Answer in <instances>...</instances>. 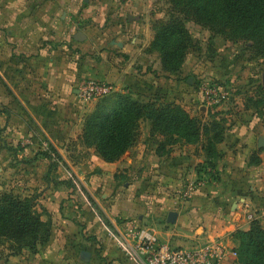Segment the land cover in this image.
<instances>
[{
  "label": "crops",
  "instance_id": "1",
  "mask_svg": "<svg viewBox=\"0 0 264 264\" xmlns=\"http://www.w3.org/2000/svg\"><path fill=\"white\" fill-rule=\"evenodd\" d=\"M79 2L0 0V78H22V157H37L42 176L37 165L33 174L44 185L42 201L52 213L50 239L40 247L34 263L139 264L113 236L126 233L130 246H135L134 234L127 230L133 226L177 248L191 249L215 240L229 252L222 264H244L234 232L248 230L254 219L264 227V161L249 165L242 152L248 151L243 144L251 141L231 138L228 147L222 146L219 179L206 181L189 197L159 196L154 191L166 185L180 192L184 177L193 181L194 164L203 160L189 159L176 149L159 155L157 141L161 140L152 136L149 120L143 121L146 129L135 145L113 162L104 160L94 147L81 145L82 114L78 118L75 114L81 108L80 82L101 80L111 83L113 92H123L136 89L142 78L129 41L130 31L137 26L115 21L122 12H116L113 0ZM74 12L80 20L96 17L101 25L87 23L81 28L85 22L76 23ZM79 29L86 34L84 41L74 38ZM0 89L6 96V87ZM47 144L61 157L58 174L51 179L46 168L50 160L40 153ZM249 182L254 184L252 195L241 186L230 188V183L246 187ZM250 199L259 206L251 214L255 218L245 215V202ZM170 211L178 212L175 223L168 221Z\"/></svg>",
  "mask_w": 264,
  "mask_h": 264
},
{
  "label": "rangeland",
  "instance_id": "2",
  "mask_svg": "<svg viewBox=\"0 0 264 264\" xmlns=\"http://www.w3.org/2000/svg\"><path fill=\"white\" fill-rule=\"evenodd\" d=\"M113 1L116 4V12L120 10L122 12L121 15L120 13L116 14V17H119L115 21L123 26L134 24L137 26V28H132L133 31H130L129 41L134 46L135 55L133 58L142 79L134 90L113 92L105 97L90 101H84L79 96L78 105L81 108L75 114L76 118L82 114L80 136L84 132L86 121L95 111L96 105L101 100L108 99L109 104L113 106L117 94H122L141 101L154 102L157 105L177 104L190 115L196 116L204 122L212 120L219 122L224 128L225 138L217 144V153L220 156L217 159L212 158L215 165L223 156L224 148L221 149V147H228L231 138L235 140L241 138L244 140L243 142L251 141V143L243 144V147L248 149V151H242L247 155V162L250 163L249 165L262 163L264 161V105L258 101L263 96L260 95V91L262 87L264 88V55H259L252 50L251 41L235 40L227 34L218 32L214 27L197 21L195 17H190L185 24L188 35H182V40L178 41L179 44L182 42L184 46L180 48L183 53L182 60L180 64L179 62L178 65L176 64V68H168L166 66H170L172 61H169L168 64L163 62L162 50L156 47L155 40L163 26L173 24L179 19V16H183L174 11L173 1ZM121 4H123L122 9L120 8ZM130 13L134 17L138 16V20L134 19L129 22L128 15ZM73 16H76V12ZM75 18L77 23L80 19ZM80 21L85 22L84 25L79 24L81 28L86 27L87 23L94 27L101 25L96 17ZM108 21H111L110 17ZM171 50L178 51L175 47H172ZM174 56L171 55V58ZM4 86L6 87V96L0 89V192H12L23 197L39 194L41 204L47 209L45 202L42 201V193H40L44 185H41V181L36 178L38 174H33L38 169V173H41L42 176L40 163L36 162L35 155L22 157V78L10 77L6 80L0 78V87ZM146 89H148L147 92ZM1 114L4 116L3 119ZM5 115H8L7 121H5ZM143 121L140 123V134L137 140L146 129V124ZM157 136L161 140L157 141L156 139L159 145L165 139L159 134ZM260 139L263 140L262 145H259ZM81 143L86 147L82 140ZM204 144L205 141L178 142L171 146L167 145L166 148H171L168 155L172 154L175 149L182 150L189 159L200 158L203 161L194 164L197 176L193 181L188 179V176L184 177V187L180 192L162 185V188L155 190L154 193L159 196L170 197L177 193L184 196L183 190L188 189L192 182H206L219 178L217 167L212 170L209 166V157L204 150ZM231 144L234 146L237 143ZM184 145L189 148L184 149ZM46 147L48 149L49 144ZM44 151L42 150L40 153ZM59 160L54 161L55 168L50 172V163L46 165L48 168L47 179L55 178L58 174ZM256 161L257 163H255ZM189 168H192V165H189ZM239 183L241 184V182ZM234 186H241L251 195L254 192L253 182H249L246 187L230 183L232 190H234ZM245 205H247L244 208L246 218L249 214L254 213L255 208H259L257 205L254 206L251 199L250 202L246 201ZM49 213L52 218V213ZM39 251L40 248L37 252L25 248L19 254L10 255L8 245L3 242L0 243V264H35L33 258Z\"/></svg>",
  "mask_w": 264,
  "mask_h": 264
},
{
  "label": "trees",
  "instance_id": "3",
  "mask_svg": "<svg viewBox=\"0 0 264 264\" xmlns=\"http://www.w3.org/2000/svg\"><path fill=\"white\" fill-rule=\"evenodd\" d=\"M172 1L174 11L183 16H179L173 24L163 26L155 40L156 47L162 50L163 62L168 64L172 61L166 67L176 68V64L182 60L180 48L184 46L178 41L182 40V35H188L185 24L190 17H195L197 21L235 40L251 41L252 50L264 55V0ZM172 47L178 51L174 52ZM171 55H175L174 58ZM260 95L263 96L258 103L264 105L263 87ZM142 120L151 122V134H159L165 139L157 147L159 155L171 152V148H166L167 145L205 141L204 150L209 157V166L212 170L216 169L217 165L212 158L220 156L217 144L225 138L223 126L215 120L204 122L177 104L157 105L117 94L113 106L108 99L96 105L80 138L86 146L94 147L104 160L113 162L136 143ZM42 155L50 160L49 172L55 168L54 161L61 159L51 144ZM51 231L52 218L41 204L39 194L23 197L12 192H0V243L8 245L10 255L19 254L25 248L37 252L41 245L49 241ZM234 236L240 241L236 251L242 263L264 264V227L258 219L252 220L248 230H236Z\"/></svg>",
  "mask_w": 264,
  "mask_h": 264
},
{
  "label": "built area",
  "instance_id": "4",
  "mask_svg": "<svg viewBox=\"0 0 264 264\" xmlns=\"http://www.w3.org/2000/svg\"><path fill=\"white\" fill-rule=\"evenodd\" d=\"M113 91L114 87L111 83L95 79H84L78 87V94L84 101L105 97ZM204 183L192 182L184 191V197H189L192 191ZM249 218H252L251 214ZM127 230L134 234L137 241L135 246H130L126 233L119 232L113 236L120 240L126 255L137 260L139 264H222V260L229 253L226 247L215 240L191 249L177 248L160 243L152 233L136 231L133 226H127ZM232 253L237 255L236 251Z\"/></svg>",
  "mask_w": 264,
  "mask_h": 264
},
{
  "label": "water",
  "instance_id": "5",
  "mask_svg": "<svg viewBox=\"0 0 264 264\" xmlns=\"http://www.w3.org/2000/svg\"><path fill=\"white\" fill-rule=\"evenodd\" d=\"M129 19L132 20V16H129ZM75 40L77 41H84L86 39V34L82 30H77V32L74 35ZM263 80H264V75H263ZM263 144V140H259V145ZM178 217V212L177 211H170L168 215V221L170 223H175Z\"/></svg>",
  "mask_w": 264,
  "mask_h": 264
}]
</instances>
